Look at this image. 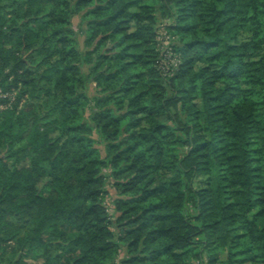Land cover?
<instances>
[{
  "label": "trees",
  "instance_id": "1",
  "mask_svg": "<svg viewBox=\"0 0 264 264\" xmlns=\"http://www.w3.org/2000/svg\"><path fill=\"white\" fill-rule=\"evenodd\" d=\"M0 92V264H264V0H0Z\"/></svg>",
  "mask_w": 264,
  "mask_h": 264
},
{
  "label": "rangeland",
  "instance_id": "2",
  "mask_svg": "<svg viewBox=\"0 0 264 264\" xmlns=\"http://www.w3.org/2000/svg\"><path fill=\"white\" fill-rule=\"evenodd\" d=\"M155 8L157 10V17H158V24H157V42H158V49H161L162 43L161 41H163V38L161 40V36L163 37L166 33L171 37V43L172 45H176L175 44V37L172 36L167 28L168 25L171 24V21L169 20V13L168 10H166V8H164L163 4L161 2H155L154 3ZM79 23H80V19L79 16H76L73 18V28L74 30L77 32L79 31ZM84 37L82 35L78 34V43L80 46L81 51L85 50L84 47ZM177 43V42H176ZM86 68L84 67V70ZM88 93L89 95H93L95 94V90L94 87L92 85L89 86L88 88ZM18 92H11V93H7L5 94L3 97H9L11 100V103H14L16 101ZM23 104V102H22ZM11 104H7V105H0V112L3 111V109H6L8 107H10ZM94 138L98 139V136L95 135ZM98 148L101 150V153L103 156H105V151H104V145L99 144ZM104 175H106V189H107V193L104 195V200H103V206L106 209V212L108 214V216L110 217L111 220H115L116 218H118L120 216V212H118L117 210V204H116V200L118 199L119 195H118V189L115 185V180L112 176L109 175L107 170H104ZM197 185H205L204 180H200ZM17 220H14V223H17ZM117 224H114L113 226V230L118 233V229H117ZM15 245H16V241H12L10 242L7 247V259H11L15 257ZM51 248V255L52 257H56V260H58L59 255L62 254L63 250L62 249H55ZM124 256H126V250L124 249ZM212 254L208 253V252H203L202 253V259L194 262V264H207L210 256ZM215 255H218L221 259V261H225L227 259V253L226 251H221V250H217V252H215ZM44 254L40 253H31L29 256H27L25 258V261L28 262L29 264H42L44 261Z\"/></svg>",
  "mask_w": 264,
  "mask_h": 264
},
{
  "label": "built area",
  "instance_id": "3",
  "mask_svg": "<svg viewBox=\"0 0 264 264\" xmlns=\"http://www.w3.org/2000/svg\"><path fill=\"white\" fill-rule=\"evenodd\" d=\"M162 46L160 51L161 58L158 61V66L164 75L172 76L179 64V57L174 54L171 37L166 33L160 37ZM0 95L1 92H0ZM3 96V95H2Z\"/></svg>",
  "mask_w": 264,
  "mask_h": 264
}]
</instances>
